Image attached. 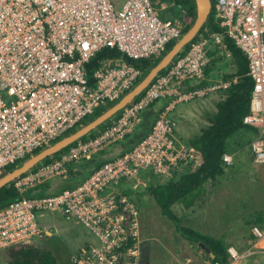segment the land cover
<instances>
[{
    "label": "built area",
    "instance_id": "obj_1",
    "mask_svg": "<svg viewBox=\"0 0 264 264\" xmlns=\"http://www.w3.org/2000/svg\"><path fill=\"white\" fill-rule=\"evenodd\" d=\"M210 2V13L223 33H211L179 52L167 71L99 134L78 140L59 158L11 181L21 197L0 208V251L35 240L44 233L43 214L59 213L95 237V243L78 251L76 264H137L140 211L130 192L145 189L150 176L169 178L176 166L198 154L178 143L176 122L165 112L132 149L105 162L74 188L43 196L24 193L37 192L39 184L65 176L71 162L90 159L122 140L154 100L173 97L169 109L226 88L229 81L188 88L204 79L207 51L222 44L223 34L248 60L253 86L243 123L258 130L250 142L252 160L264 164V0ZM183 28L177 17L161 18L153 0H0V175L6 166L50 145L82 125L95 109L124 95L143 75L134 61L158 57L168 42L181 37ZM103 49L111 53L89 67ZM222 160L232 164L228 153ZM250 231L248 249L239 252L229 245L226 263L209 264H236L257 251L264 253V229L252 225Z\"/></svg>",
    "mask_w": 264,
    "mask_h": 264
},
{
    "label": "trees",
    "instance_id": "obj_2",
    "mask_svg": "<svg viewBox=\"0 0 264 264\" xmlns=\"http://www.w3.org/2000/svg\"><path fill=\"white\" fill-rule=\"evenodd\" d=\"M153 3H166L167 5H170V8L175 7L177 10L180 9L178 10L179 12L177 13L176 17L182 20L184 23L183 32H185L194 21L196 15L194 0H154ZM173 12L174 11L171 12V15ZM162 16L169 17L168 15ZM170 17L174 16L172 15ZM223 31L224 28L219 25V22H217L214 19L212 13H210L206 23L200 28L197 35L189 43H187L181 53L186 52L191 43L196 42L203 37H208L211 33H223ZM223 35L222 44H216L207 51L210 60L204 67V79H202L197 85L188 87L190 89H194V87L208 86L219 81L230 82L226 88L221 89L223 95L216 103V111L209 113V115L206 117V126L200 129L199 134L188 139L186 143V146L192 147L200 153L199 163L192 167L193 161H186V164L182 162L183 164H179L171 171L168 180L163 182H153L149 184L144 190L152 196L158 205L160 212L175 223L177 231L191 243H195L199 245L200 248H202L206 255L205 258L208 261L218 260L222 263H226L228 261V244L225 243L223 237L206 235L183 225L182 220L172 209L173 205L176 204H181L185 208L204 206L207 201H209L210 194L208 191H205V185L207 183L214 182L229 167L228 165H225L222 160L223 154L228 153L229 151L228 141L237 133L243 131L250 132L253 137L257 136L258 134V130L256 128L243 123V117L249 111V102L253 86L252 78L248 75V60L241 49L235 44V42L231 38L227 37L226 34ZM174 43L175 41L168 42L164 51L154 59H141L134 61V65L141 70L143 74L142 76L146 74L151 66L155 65L160 60V58L173 46ZM106 53H111V51L108 49L101 50L97 54L96 58L92 60L89 67L95 63L97 58L103 56ZM227 61H229V66L232 68V70L228 72H220L223 63L226 64ZM166 71V68L161 70L154 80L158 76L164 74ZM142 76L136 79V83L142 78ZM219 76L220 80L216 79ZM145 90L146 89H144L133 100V102L138 100L142 94L145 93ZM171 100V96L158 98L151 102L148 107L142 111V114L143 112L146 114L144 118L142 117L141 122L136 126L138 130L136 131L135 128L133 133H127L122 139V141H124L130 137H135V140H132V142L128 141V143L121 148V154L132 149L138 141L149 134L156 118L160 115V113H162V111L165 109V106H167ZM116 101L117 100L109 102L106 105L95 109L91 115L85 117L82 120L81 124L83 125L90 121L102 111L113 105ZM157 102H161L162 104L160 108L155 111V113H153L150 108H152ZM121 113L122 110L116 113L113 118H118ZM109 123H111V120L101 124L98 128L81 137L79 140L85 141L96 136ZM78 127L79 126L70 129L62 136L74 131ZM77 141L59 150L52 156L45 158L42 163H48L59 158L63 153L68 151L71 146H74ZM105 152V150H102L90 159H83L68 164V171L65 176L71 178V180L66 179L64 184L61 186L59 185V187L54 192L48 194H57L64 189H72L84 181L93 171L98 169L105 162L112 160L109 158H98L99 156L104 155ZM23 161L6 166L1 175L12 170L15 166L19 165ZM183 165H188L189 169L181 168ZM79 168L82 172L80 175L78 174L77 170ZM49 186L50 181H45L36 187L38 189L37 192H34L33 189H29L24 193V195L26 197L46 195L44 193L47 189H49ZM20 197L21 195L16 191L13 183H7L0 188V208ZM263 221L264 215L258 214L252 218L251 224L261 227L259 224H263ZM89 246L90 244L85 245L87 248ZM4 251L8 256L6 264H76L71 258L65 259L63 263L60 262L50 249H48L46 246L37 245L34 240L28 243H20L9 246L4 249ZM211 253L214 254L213 258L211 257ZM120 264L127 263L122 260Z\"/></svg>",
    "mask_w": 264,
    "mask_h": 264
},
{
    "label": "rangeland",
    "instance_id": "obj_3",
    "mask_svg": "<svg viewBox=\"0 0 264 264\" xmlns=\"http://www.w3.org/2000/svg\"><path fill=\"white\" fill-rule=\"evenodd\" d=\"M165 4V9H161V4H154L155 11L160 15L161 18L167 17L162 15H168L169 17L172 15L174 17L177 16L179 12L175 7L170 8V5ZM162 14V15H161ZM232 68L229 66V61L227 63H223L221 71H231ZM219 73V71H218ZM216 79L220 80V76ZM217 81V80H216ZM212 94L206 95L207 97L201 99H193L187 103H183L182 107H179L177 114V123L180 128L184 121L191 120L195 121L197 125L190 124L191 122H186L184 127L187 129L184 133H180L178 137L186 138L191 137L199 132V129L204 127L206 123V117L209 113L215 111V104L220 94L222 93L221 89L215 90L211 92ZM218 98H217V96ZM160 106V103H158ZM159 106H153L150 108L153 113L157 111L156 109ZM181 110V108H183ZM145 112H143L142 117L144 118ZM138 130L137 128L135 129ZM133 133V130L131 131ZM132 136V135H131ZM248 137L245 139H238L237 136H233L229 141L231 147H234V143H238L236 147L237 152L240 149L243 150L242 153H238L235 155L234 163L232 166L228 167L222 178H219L221 183L223 184V191H225L224 196L222 197V203L227 205L229 209V224L230 229L229 233L234 234L232 236V240H237L234 245L236 246L239 252L244 250L242 245L246 244L248 239L252 241V236L250 235V227L252 218L257 216L258 214L264 215V164H254L250 160L245 159L246 157V149L250 147V142L254 137H251V134L247 135ZM135 140V137H130L124 141H120L118 144L112 145L105 149L106 153L104 155L99 156V159H107L112 156L120 153L121 148L124 147L128 141L132 142ZM231 141V142H230ZM252 157V154H251ZM244 159V160H243ZM254 165V166H253ZM78 174H82L80 168L77 169ZM66 179H70L67 176L62 177H54L51 181L50 188L46 190L44 194L54 192L59 185L61 186L66 182ZM218 179V178H217ZM213 183V182H210ZM209 201L207 204L212 205V211L214 213L216 207H219V197L218 199H211V188H209ZM152 199V198H148ZM226 202V203H225ZM218 203V204H217ZM151 204L154 202L151 201ZM204 205V206H205ZM140 213L142 211L143 215L148 217L146 222L155 221L157 225L160 223L168 226L169 219L163 215L159 210V214L154 210L151 206L146 205V202H142L138 204ZM224 206V205H223ZM148 207V208H147ZM227 209V210H228ZM168 223V224H166ZM264 228L263 224H259ZM41 226L44 230V234L35 238V243L40 246H46L50 249L56 258L60 262H64L65 259L71 258L72 260L77 256L78 251L82 246L87 244H92L95 242V237L83 226L76 225L71 222L66 221L59 213H45L41 217ZM46 229L50 230V234L46 233ZM224 232H228L225 230ZM230 238V239H231ZM184 240H187L184 238ZM189 241V240H187ZM149 243L148 248L145 250L144 245ZM240 244V246H238ZM197 244L192 243V247L196 248ZM144 249L143 255L138 259L139 264H176L177 260L173 257V255H177L175 252V246H172L171 249L167 244L165 245L162 237L155 234L153 239L141 243L140 249ZM191 250V249H190ZM177 251V250H176ZM203 257L205 258V253L202 252ZM147 256V257H146ZM145 258L147 259L146 262ZM8 260V256L5 254V251H0V264H6ZM238 264H264V253H256L251 256H247L240 260Z\"/></svg>",
    "mask_w": 264,
    "mask_h": 264
},
{
    "label": "crops",
    "instance_id": "obj_4",
    "mask_svg": "<svg viewBox=\"0 0 264 264\" xmlns=\"http://www.w3.org/2000/svg\"><path fill=\"white\" fill-rule=\"evenodd\" d=\"M210 94H212V93L210 92ZM210 94H208V95H210ZM222 95H223V93L220 94L219 98L216 95L218 100L222 97ZM207 96H204V97H207ZM166 97H168V96H166ZM204 97L193 98V99H201ZM162 98H165V97H162ZM193 99H191V100H193ZM172 100H173V97H172ZM172 100L168 103L167 106H165V109L162 112H165L166 117H168V118H170L176 122V127L174 128V136L180 145L186 146L188 139H190L192 136L186 137V138H182V137H178V136L180 135V133L185 134L184 131L187 128L184 127V124L186 122H191L190 124H192V123L195 124L196 122L195 121L192 122L191 120L188 119V120L184 121L183 124L181 125V127L179 128L176 119H177V114L179 112L178 111L179 107H182L183 103H187L190 100L186 101V102L175 103L173 107L167 109V107H169V104H171ZM217 101H216V103H217ZM158 103H160V106H161V104H162L161 102L155 103L154 106H156V105L159 106ZM160 106L156 110H158L160 108ZM184 107L185 106H183V108H181V110L184 109ZM142 111L140 112V115H139V121H138V123L135 124L133 130L136 128V126L142 120ZM215 111H216V106H215ZM211 113H213V112H211ZM112 119H114V118H112ZM206 123H207V120H206ZM195 125H197V123ZM200 129H199V132L196 133L195 135L200 133ZM248 134H251V133L248 131H243V132L237 133L235 136H237L238 139H240L241 137H242V139H245L248 137L247 136ZM251 137H253L252 134H251ZM120 141H122V140H120ZM120 141H117L116 143H114L112 145L118 144ZM234 144H235L234 147H231L230 143L228 144V148H229L228 154H230L232 156V162L233 163H234L235 155L243 152V150L240 149L241 147H239V151L237 152L236 147L238 146V143L237 144L234 143ZM112 145H110L109 147H111ZM186 147H189V146H186ZM105 149H107V148H105ZM105 149H103V150H105ZM246 150H247L246 151L247 155H246L245 159L247 160V163H248V160H250L252 163H254L252 160V157H251L250 147H248ZM119 155H121V153H117L116 155L112 156L110 159L113 160ZM199 159H200V153L198 152L196 159L193 160L192 167L199 163ZM189 162H191V161H189ZM233 163L231 165H229V167L232 166ZM254 164L258 165L257 163H254ZM181 168L189 169V166L183 165ZM223 175L224 174L219 176L218 179H216L213 183H207L205 185V191L206 192L209 190V188H211V197H210L211 199L212 198L218 199V197H219V200H218L219 201V207H216L215 209H213V210H215L214 213L212 211L210 212V210H212L211 209L212 205H210V204H207L205 206H200V207L199 206H193V207H189V208H185L181 204H176V205H173L172 209L175 212V214L182 220L183 225H185L189 228H192L198 232H201L203 234H206V235H211L214 237H223L225 243L228 244V246L229 245L235 246L234 243H236L237 240H235V239L232 240V238H231L232 236H235V235L232 233H229V229H230V224L228 222L230 220L229 216H228L229 209L227 208L226 204L222 203V197L224 196L225 191H223L224 187H223V184L221 183L219 178H222ZM52 179L48 180V181H50V184H51ZM168 179L169 178L162 179V178H156L154 176H150V181H151L150 184L153 182L155 183L156 181L163 182V181H166ZM49 188H50V186H49ZM130 194H131L133 200L135 201V203L137 204V206L139 203L146 202V205L154 208V210L157 211V213L160 211L158 205L156 204V202L154 201L152 196L150 194H148V192H146L144 189L134 191V192H130ZM149 197L152 199H148ZM151 201L154 202V204H151ZM138 208H139V206H138ZM147 219H148V217L145 216V214L143 215V213L141 211V213L139 215V241L140 242H139L138 259L143 255L142 250L144 251V249L145 248L147 249L149 246V243L147 242L146 246L144 245V249H142V248L140 249L141 243L143 244V242L148 241L150 239H153L155 234H157L158 236L162 237V240H163L165 245L167 244L171 249H173L172 246H175V249L177 248L176 249L177 251L175 250V252L178 254L173 255V257L177 260L176 264H209L210 261H208L206 258H204L203 255H201L203 252L202 248H200L199 245H197L196 248H194V247H192V243L190 241H187L188 239L184 240V237L177 231L176 225L172 220H170V219L168 220L169 224L166 223V224H168V226H167V225L162 224V223H160V225H157L156 224L157 222H155V221L154 222L150 221L147 223L146 222ZM261 228H263V227H261ZM225 230H228V232L227 233L224 232ZM46 233L50 234L51 232H50V230L46 229ZM250 235H252L251 231H250ZM251 239H252V241L250 239H248L246 244L242 243L244 250L248 249L251 246V244L253 242V236ZM238 246H240V244H238ZM256 253H262V252L257 251L254 254H256ZM205 257H206V255H205ZM243 258H245V257H243ZM243 258H241L240 260H242ZM146 261H147V259L145 258L144 262H146ZM238 262L236 264H238ZM137 264H139V260H138ZM146 264H148V261Z\"/></svg>",
    "mask_w": 264,
    "mask_h": 264
},
{
    "label": "water",
    "instance_id": "obj_5",
    "mask_svg": "<svg viewBox=\"0 0 264 264\" xmlns=\"http://www.w3.org/2000/svg\"><path fill=\"white\" fill-rule=\"evenodd\" d=\"M194 4L196 15L191 26L185 32H183L181 37L175 41L173 46L167 52H165V54L155 65L149 68L146 74H144V76H142V78L130 90L117 99L113 105L102 111L90 121L80 125L74 131L62 136L58 140H55L50 145L29 156L19 165L15 166L12 170L1 175L0 188L30 171L35 166L41 164L45 158L52 156L59 150L65 148L71 143L79 140L81 137L87 135L94 129L98 128L101 124L111 120L116 115V113L131 104L133 100L148 87V85L154 80L159 72L169 66L177 54L184 49L187 43H189L197 35L200 28L206 23V20L211 12L210 0H194ZM211 257H214L213 253H211Z\"/></svg>",
    "mask_w": 264,
    "mask_h": 264
}]
</instances>
